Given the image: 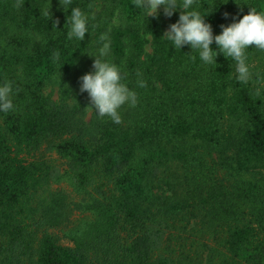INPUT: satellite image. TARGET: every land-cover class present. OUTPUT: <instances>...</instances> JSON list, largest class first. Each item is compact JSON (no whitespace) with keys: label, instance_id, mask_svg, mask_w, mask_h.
<instances>
[{"label":"trees","instance_id":"1","mask_svg":"<svg viewBox=\"0 0 264 264\" xmlns=\"http://www.w3.org/2000/svg\"><path fill=\"white\" fill-rule=\"evenodd\" d=\"M15 3L0 0V86L11 83L14 105L0 111V264H264V51L246 49L242 83L215 42L206 64L163 37L179 7L169 17L134 0ZM73 7L89 17L81 41L67 35ZM251 8L264 12V0L189 10L215 36ZM105 42L103 59L138 98L120 124L80 91ZM43 148L63 168L34 158Z\"/></svg>","mask_w":264,"mask_h":264},{"label":"clouds","instance_id":"2","mask_svg":"<svg viewBox=\"0 0 264 264\" xmlns=\"http://www.w3.org/2000/svg\"><path fill=\"white\" fill-rule=\"evenodd\" d=\"M60 3L67 11L72 0H60ZM194 3L195 0H182V4H178L177 0H134V5L137 8L147 9V16H156L160 6H164V14L169 17L177 7L182 9L178 22L170 25L163 37H166L175 48L181 49L183 45H190L193 51L198 50L201 61L206 64L216 63L218 53L211 48L215 42L219 51L226 58L230 57L236 62L238 81L247 83L251 78V73L246 64V49L254 46L264 51V12H258L255 8H251L249 13L238 22H233L228 26L221 25L222 32L214 36L211 25L205 23L204 17L199 11L189 10ZM13 7L17 10L23 7L21 0H16ZM41 11L44 16L50 17V7ZM88 19V15L79 7H73L66 23L70 26L68 38L75 37L79 41L83 40L85 34L89 32ZM100 40L106 41L107 36L101 35ZM109 49L110 44L103 43L99 49V57L94 56L93 68L95 72L87 73L81 77L80 91L88 93L91 104L99 117L107 116L114 123L120 124L122 117L119 109L125 104L135 107L138 98L137 94L122 82L123 77L118 66L103 59L107 56ZM59 56V52H54L53 61H57ZM192 58L195 59V57ZM138 86L143 88L147 87V84L145 81L139 80ZM11 93L10 82L0 86V111L4 113L14 109L10 98Z\"/></svg>","mask_w":264,"mask_h":264},{"label":"rangeland","instance_id":"3","mask_svg":"<svg viewBox=\"0 0 264 264\" xmlns=\"http://www.w3.org/2000/svg\"><path fill=\"white\" fill-rule=\"evenodd\" d=\"M178 11H179V8L177 7L174 10V12H178ZM157 15H164V16H166L164 14V6H160V8L158 9V14ZM147 52H150V48L149 47H147ZM259 85H260V87H262L264 89V80L261 81V83ZM46 95L47 96H50L52 100H57L58 99V87L57 86L50 87L47 90V94ZM41 154H43L44 156H46L47 153H46V151H45L44 148L42 149V151L40 153H37L34 156V158H38ZM47 157L51 158L52 160H55V162L57 164H59L60 167L63 168V165H62L63 162L61 160L59 161L56 155H49V154H47ZM249 178H252V176H249ZM57 187L63 189L65 192H67L72 197L73 200H76V197L72 194L70 187L66 183H61L59 186H55V188H57ZM198 228H200V227L198 226L197 229ZM62 243L64 245H68V244L70 245V243H68L65 240L62 241Z\"/></svg>","mask_w":264,"mask_h":264}]
</instances>
